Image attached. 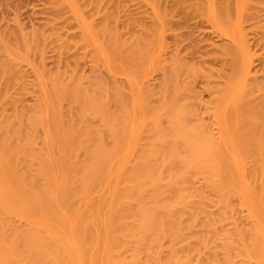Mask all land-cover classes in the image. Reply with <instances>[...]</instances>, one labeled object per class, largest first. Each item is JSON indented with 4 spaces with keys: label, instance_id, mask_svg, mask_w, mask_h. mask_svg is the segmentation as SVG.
<instances>
[{
    "label": "rangeland",
    "instance_id": "rangeland-1",
    "mask_svg": "<svg viewBox=\"0 0 264 264\" xmlns=\"http://www.w3.org/2000/svg\"><path fill=\"white\" fill-rule=\"evenodd\" d=\"M179 1L0 0V231L7 237L15 229L38 232L60 247L68 264H91L90 254L102 256L98 244L84 250L73 235L79 220L92 218L90 206L73 200L76 216L63 225L42 207L40 211V193L25 181L36 176L47 155L57 160L54 171L64 167L63 154L73 165L85 158L82 148L53 143L55 135L46 128L55 77L69 84L61 92L73 87L96 108L82 118L77 101L57 103L62 128L70 129L74 144L96 139L109 148L121 135L116 121L123 120L126 127L123 166L112 163L107 183L89 188L95 200L108 199L113 175L119 174L116 180L120 177L123 186L139 151L161 138L151 131L166 132L173 109L172 115L184 117L185 125L193 128L189 132L195 131V139L212 141L234 168L237 186L225 200L227 210L210 169L193 170L176 233L162 236L149 253H134L132 233L113 253L116 259L124 264H168L171 258L211 264L214 254V264L228 259L232 264H258L247 248L256 232L264 243V164L256 156L264 135L253 137L246 147L238 141L250 136L252 127L264 134V116L253 118L244 108L264 100V0ZM32 114L39 116L34 128L27 125ZM41 116L46 120L40 121ZM85 125L93 131L86 133ZM10 145L13 150L27 148L29 156L12 155ZM177 157L193 160L182 144ZM158 178L166 184L165 174ZM44 181L39 178L38 185ZM140 193L148 198L152 190L147 186ZM135 204L132 198L129 205ZM197 207L196 223L189 226L188 214ZM204 219L213 238L205 247L199 243ZM3 239L0 264H23L12 241Z\"/></svg>",
    "mask_w": 264,
    "mask_h": 264
},
{
    "label": "bare ground",
    "instance_id": "bare-ground-1",
    "mask_svg": "<svg viewBox=\"0 0 264 264\" xmlns=\"http://www.w3.org/2000/svg\"><path fill=\"white\" fill-rule=\"evenodd\" d=\"M179 4L181 5L182 3L179 1ZM131 21L133 22V20ZM135 24L138 23L135 22ZM128 26L131 25L129 24ZM166 31L168 30L166 29ZM54 78L53 81H55H52L53 84L49 95L50 102L48 103V108H46L50 112L45 123L47 125L46 128H50L52 130L49 129L50 132L55 135L53 143L72 145L71 150L82 148L85 151V158L79 164L73 165L70 164V158L63 154L64 167L54 171L57 160L52 155H47L46 159L40 160V167L37 170L36 176L30 177V179L28 177L25 181H27L28 187H36L40 193V198L38 199L39 206L41 205L40 211L42 207V210L44 209V212L48 213L49 217L63 225H66L67 218L76 216L75 209L77 205L73 200L78 199L83 205L90 206L92 218L79 220L72 230L74 237L84 250L89 248L92 243L99 245L102 256L90 254L91 264H124L123 261L116 259L113 253L118 250V245L125 238L132 237V233H136V248L134 247V253H138V251L149 253L162 236H173L176 233V222L185 214L184 208L188 203L189 191L191 190L190 176L193 170H198L199 168L210 169L212 173L211 180L218 181L216 187L221 194V206L223 209L225 208L226 198L230 191L235 190L237 186L232 164L230 163V165L227 161H223L218 147L212 141L203 142V140L195 139L194 135L196 133L195 131L190 133L192 131L190 129L193 128H188L185 125L187 122L184 120V117L178 116V114L177 116L172 115L174 112L176 113L174 109L171 110L173 112H169L171 114L170 116L168 115V128L164 134L158 128L151 131L152 135L161 136V138L158 141H152L149 146L146 145L148 148L139 151L138 163L128 170L129 176L124 181L123 186H119L120 177L116 180L119 174H115L113 175L114 184L108 192V199L106 201L104 199L100 201L95 200L92 190L89 191V188L107 183V176L110 174L109 167H111L112 163H117L118 169L123 166L124 155L120 154L123 153V137L127 133L126 127L123 120L116 121V127H114L118 129L122 136L120 135L116 141H113L109 148L103 141L96 139L74 144L70 129L68 127L62 128L60 121L61 113L56 106L57 103L65 98L77 101L80 106V117L82 118L85 117L87 112L96 108L91 107V103L88 100L80 98L79 91L72 89L73 87L69 91L66 90L65 93L61 92L62 88L67 85L69 86V84L66 83L67 85H65L59 79L56 80ZM57 78L59 77L57 76ZM72 86H76V84H72ZM172 94L170 93V96L172 95L173 97L174 92ZM255 103H247L244 108H246L245 110L248 115L251 114L253 118H262L264 116V100H261L262 104ZM38 117L32 114L30 118L28 117L27 123L29 124L27 125L32 126L31 128L36 127L39 120ZM43 118L41 116L40 121L46 120V116ZM41 123L43 121L39 124ZM45 124L43 123V125ZM261 127H264V125ZM83 129L86 133L93 131L92 127L88 125H85ZM251 129L252 134L250 136L243 135L240 141H238L241 146L246 147L251 144L253 137L264 135L263 129L259 127H254V129L252 127ZM198 130L202 134L205 132H202L201 128ZM190 134L193 135L190 136ZM200 137L203 138V135H200ZM263 141L261 140L257 144L256 150V156L262 164H264ZM181 144L188 149L189 157L193 158L192 161L177 157L178 147ZM10 151L12 155L18 153L25 158L29 156L27 148H23L20 145L15 150L11 149L10 145ZM158 174L166 175V184H160L162 179L158 178ZM39 178L45 180L44 185H38ZM183 185H186L187 188H183ZM147 186L151 188L152 194L148 198H144L140 190ZM132 198L136 200V204L133 207L130 206L131 204L129 205V201ZM38 202L35 201V203ZM225 209L227 210V208ZM199 211H201V208L197 207L188 214L189 226L196 223V213ZM219 214L221 215L223 212L220 211ZM124 221H128L129 223H124ZM207 221H202L205 231L199 236V243L203 247L213 239L210 235L211 230H209L210 232L207 230V224H209ZM15 230L12 232L10 238L3 231H0V236L2 240L5 238V241L9 239L12 241V249L23 264H68L62 260L60 247L42 234L35 231L24 232ZM259 235V232H256L252 236L247 253L248 256L255 258L258 264H264V256L262 255L264 253V243L262 242V237ZM13 236L20 240L11 239ZM212 255L211 264H214L216 255ZM129 264H135V261ZM168 264L185 263L176 258H171ZM226 264H232L230 259H228V262L226 261Z\"/></svg>",
    "mask_w": 264,
    "mask_h": 264
}]
</instances>
